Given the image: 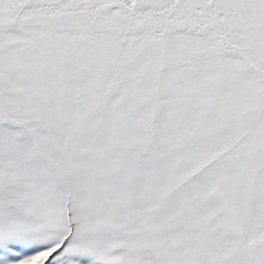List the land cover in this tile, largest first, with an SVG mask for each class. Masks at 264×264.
I'll return each mask as SVG.
<instances>
[{
    "label": "snow or ice",
    "instance_id": "snow-or-ice-1",
    "mask_svg": "<svg viewBox=\"0 0 264 264\" xmlns=\"http://www.w3.org/2000/svg\"><path fill=\"white\" fill-rule=\"evenodd\" d=\"M0 264H264V0H0Z\"/></svg>",
    "mask_w": 264,
    "mask_h": 264
}]
</instances>
